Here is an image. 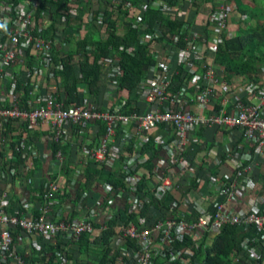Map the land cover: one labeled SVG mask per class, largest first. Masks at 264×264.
Returning a JSON list of instances; mask_svg holds the SVG:
<instances>
[{
  "label": "built area",
  "instance_id": "obj_1",
  "mask_svg": "<svg viewBox=\"0 0 264 264\" xmlns=\"http://www.w3.org/2000/svg\"><path fill=\"white\" fill-rule=\"evenodd\" d=\"M31 1L17 4L14 0H3L0 7V170L1 177L7 181L11 189L18 182L26 187L28 183L29 187L34 183L33 177L29 181L28 173L33 169L39 153H29L25 139L22 143V137H18L17 140L25 151L22 170L26 175H18L21 170L11 164L2 169L5 161L17 159L13 150L5 151L4 144L9 142L5 132L9 125L16 126L19 130L26 125L35 131H41L44 127L51 128L55 133L46 134L44 140H48L49 143L63 141L68 144L72 139L74 146L77 145L79 150L82 144L74 142L76 131L73 126H90L93 122L105 123L107 132L100 137L98 145L91 151H88L87 147L86 149L97 164L115 169L125 149L113 144L119 127L133 123L139 128L140 134L147 130L167 127L175 134V139L169 143L166 139L157 137L160 146L164 145L168 152L158 154L153 168L145 165L154 156L153 153L149 156L138 151L127 156L122 167H117V171H120L128 184L127 187L117 188L112 183L105 182L107 191L105 200L88 207L80 202L84 213L79 217L68 218L63 208L57 209L54 206L52 199L58 198V193L61 192L58 179H49L53 184L44 194L46 204L39 208L41 209L39 215L24 211V208L31 210L26 197L18 206L15 205L11 200L13 195L8 190L0 197V264H30L28 259L33 260L35 257H26L18 251L16 242L19 235L13 230L15 227L33 237L35 244L40 240H48L55 244L56 256L62 258L63 261L60 262L68 264V244L72 242L76 246V242L86 233L94 236L99 222L103 224V230H106L109 227L107 221L118 215L112 208L113 204L124 196L128 198L131 212L143 211V214L139 216L138 222L122 220L116 227L113 244L120 250L113 256L114 264H190L193 258L191 264H201L194 257L193 248L201 245V239L206 233L212 237L226 226H237L246 231L243 237L244 249L239 253L238 260L245 264H261L264 254V197L259 196L245 201L248 189L256 186V181L249 173L256 170V162L260 160L261 153H257L256 159L248 165L237 166L235 177L230 182H217L216 190L220 199L216 202L203 205L196 203L189 196H185L181 201L177 199L179 195L176 196L174 193L170 195L171 190L181 192L184 179L196 175V170L185 154L187 146L192 142V133L196 129L222 127L240 131L245 142L256 146L257 151L264 148V80L246 83L248 99H244L245 97L236 91L231 109L222 108L209 114L202 110L208 107L211 98L218 93L216 86L227 87L217 69L207 67L204 58L210 55L208 50L216 51L217 46L223 43V33L229 27L232 7L224 5L215 16L216 38L208 48L198 45L199 40L204 42L205 39L201 34L194 33L192 37L194 43L186 50L179 51L180 65L185 69L182 73L184 76H191L190 81L197 92L196 99L200 102V112H193L187 108L194 100L189 85H181L179 92L170 95L169 89L173 87V79L177 72L169 65L161 63L163 69L152 67L151 77L144 81L139 89L141 99L149 103L150 108L125 113L123 109L127 98L124 103L105 109V100L110 101L117 94L106 92L104 96L95 98L90 95L87 86L82 85L81 92L84 98L66 107L64 98L60 100L57 95V87L39 88L30 80L36 75L53 76L55 64L52 53L56 45L53 40L34 34L37 25L35 15L43 0ZM96 4L97 0H94V6ZM161 8L166 12L170 11L166 4ZM46 14L50 15L48 11ZM158 37H163L160 30ZM57 39L59 41L61 36ZM176 40H179V37ZM190 55H196L197 58H193L195 59L193 61ZM27 61H30V65ZM195 61H200L203 68H206V71L201 72L202 75L195 72ZM110 64H113L114 69L107 73ZM105 67L107 83L112 82L113 86L110 88L118 91L122 69L116 66V60L112 58L105 62ZM263 72L264 70H261V73ZM18 84L30 88L33 98L29 99L30 108L22 105V91H18ZM64 92L65 90L60 91V96L65 95ZM253 95L258 97V103L249 100ZM7 101L11 106H5L4 102ZM177 101L180 102L178 109L174 108ZM95 131V134H100V131ZM129 137V134L126 135L128 141L125 146L131 142ZM45 154L46 157L55 160L52 153ZM239 154L236 155L237 158L240 157ZM55 161L61 167L67 163L63 151H58ZM145 173L149 176L150 195H145L147 189L141 188ZM16 175L18 179L15 178ZM56 195L58 197H55ZM18 199L21 198L16 197L17 201ZM60 199L57 201L60 202ZM226 201H242L244 206L232 210L227 207ZM181 203L186 204L188 208H183ZM189 238L192 247L176 245L179 242L182 244L189 242ZM260 239L261 241L257 242Z\"/></svg>",
  "mask_w": 264,
  "mask_h": 264
},
{
  "label": "trees",
  "instance_id": "obj_2",
  "mask_svg": "<svg viewBox=\"0 0 264 264\" xmlns=\"http://www.w3.org/2000/svg\"><path fill=\"white\" fill-rule=\"evenodd\" d=\"M2 1L0 0V7ZM23 1L25 3L28 1L32 2L31 0H14L17 4ZM164 1L172 6H176L181 2V0ZM231 1L232 4L237 2V0ZM232 9L234 10L233 7ZM239 9L243 13L246 11L244 8ZM46 11L50 15H47ZM247 13L250 15L245 19L247 20L245 21L247 22L245 29L240 28L237 35L232 37L228 35L226 30L223 34V43L217 46L216 51L208 50L210 55L204 58V63L207 67L217 69L218 74L225 80L229 90L232 88L231 83L233 80L242 79L243 82L258 80L261 68L264 66V10H247ZM253 19L256 20L255 25L251 24ZM35 20L37 25L34 34L45 39H51L54 43L56 42L52 53L55 67L52 77L36 75L30 80L39 88L44 86L48 87V89L53 88V86L57 87V95L60 100L64 98L66 107L82 99V85L87 86L92 97L100 98L104 96L107 85L105 62L112 58L116 60V66L118 65L122 69V75L119 78L117 96L112 97L116 101L111 104V108L124 103L127 98L123 109L125 113L135 110L143 111L145 110L146 102L141 99L142 94L139 89L145 83L144 81L151 77L152 67L157 66L159 69H163L161 64L163 61L161 59H163L164 51L167 49V46L163 47L162 45V49H157L155 46H160V42L166 41L172 45L171 50L176 48L186 50L194 43L188 28L184 26L183 19L172 16L162 8L154 7L152 0H97L96 6H94V0H78L77 2L72 0H43L36 12ZM159 30L163 33L162 38L158 37ZM205 33H208L207 29H205ZM59 36H61V39L57 41ZM177 37H179V40H176ZM159 50L163 51L160 52ZM27 64L30 65V61H27ZM200 65L201 63L196 65L197 68H194L196 69L195 72L206 71V68ZM189 80L190 76H183L182 71H180L174 76L173 82L176 83V87L180 88L183 84L189 85ZM17 88L18 91H22V105L30 108L29 99H33L30 88L23 87L21 84H18ZM60 88L65 90V95L60 96ZM189 88L192 89L193 86H189ZM4 104L5 106H11L8 101L4 102ZM179 104L180 102L177 101L174 108L178 109ZM81 127L79 125L78 130ZM21 129L19 130L18 127L9 125L5 132L6 138H9V142L4 144L6 145L5 151L13 150L17 159H8L2 164V169L11 164L21 170L18 175L25 176L26 174L22 170L24 166L23 153L25 151L20 141L17 140L19 139L18 137H22V143L25 139L28 151L32 154L33 152H39L40 149L42 151L41 143L44 142V135L48 133L54 134L55 131L46 127L42 128L41 131H35L30 129L29 125ZM106 130V124H102L100 134L96 137L97 141L106 134ZM136 141H131L126 148L132 149L133 153L138 151L143 154L152 152L154 158L149 159L145 165L153 168L155 159L162 152L156 139L152 137L151 141L149 140L138 151L136 148L139 142ZM88 144L85 146L93 147L96 141ZM45 145H49V148L45 150H48V153H52V158H55V160L58 151H63L69 163L66 164V169H63L62 173L73 176L79 166L68 160L72 153L70 143L67 144L63 141L49 143V141H46L44 147ZM85 146L81 145L79 148L80 160L88 159V156L83 158V153H87ZM4 155L6 158V153ZM41 155L42 153H39V157L35 160L37 162L36 168H43L44 175H50L52 177L51 180L60 178L62 174L58 172L61 167L60 164L56 163V166H59L56 173L49 174L45 169L47 162L44 158H41ZM90 157L92 158V156ZM31 174L34 175L33 169L28 173L29 176ZM144 177V182H146L147 186L149 176L145 173ZM15 178L18 179L19 177L16 175ZM102 180H109L115 186L124 185V180H116L113 171H109L106 167L99 168L97 163L94 165L90 163L84 171L80 190L85 192L93 191L100 186ZM44 194L45 192H43L42 201H45ZM126 212H121V214L114 217L109 222V227L106 230H103V224L99 222L96 225L97 233L94 236L86 233L76 242V246L72 242L69 243V247L74 246L71 249V259L76 258L74 264H110L113 259L112 243L116 232L115 228L118 227L119 222L122 220L138 222L139 216L143 214V211L133 213L128 210L130 215L128 216ZM13 230H15L17 235L22 233L20 228L15 227ZM100 231H102L101 236L98 234ZM244 232L246 231L237 226H226L222 231L211 237V244H208V235L206 234V237L201 241V245L193 248L194 257L201 264H245L242 260H238L239 253L244 249ZM190 241L191 239L189 238V242L183 244L179 242L176 245L179 247H192V242ZM259 241L261 239L257 242ZM45 243L48 249L53 247L50 241L45 240ZM75 254L77 256H74ZM79 257H84L82 260L85 261L79 260ZM193 259L190 261L191 263H193ZM263 259L264 254L260 261L261 264H264ZM35 263L38 264V262ZM44 264L64 263H55L51 258L50 262L44 259Z\"/></svg>",
  "mask_w": 264,
  "mask_h": 264
},
{
  "label": "crops",
  "instance_id": "obj_3",
  "mask_svg": "<svg viewBox=\"0 0 264 264\" xmlns=\"http://www.w3.org/2000/svg\"><path fill=\"white\" fill-rule=\"evenodd\" d=\"M230 0H213L206 2L204 0H181V2L176 5L172 6L168 2L164 0H154L153 5L156 8H161L164 4H166L170 11L167 12L171 14L174 17H177L178 19H183L185 28H188V31L190 33V37H193L194 33H199L203 36V39H205L204 42L200 40L198 43L201 44L204 48H208L210 46L211 42H213L216 38V32H215V16L217 13L221 10V8L226 5L229 7H233V13L231 16V20L229 22V27L227 29V33L230 37L237 35L238 30L240 28L246 27L248 15L247 10H264V0H237V2H233ZM260 4V5H259ZM232 5V6H231ZM256 7V8H255ZM239 8H244L245 13H243ZM166 12V11H165ZM247 13V14H246ZM250 23V22H249ZM256 20L253 19L251 21V24L255 25ZM205 29H207L208 33H205ZM162 45L167 46V49L164 51L163 54V64L169 65L173 71L175 72H184V68L181 64V56L179 54L180 49L176 48L174 50H171V44L168 42H160V46H155L157 49H162ZM200 45V46H201ZM160 51V50H159ZM158 51V52H159ZM163 51V50H161ZM160 51V52H161ZM197 62L194 64V68L196 67ZM202 65V63H201ZM200 65V66H201ZM107 73L114 69L113 64H110V67L107 68ZM262 71L264 70V66L261 68ZM198 75H202L200 71L197 72ZM184 76V75H183ZM188 77V76H187ZM191 77V76H190ZM264 80V72L260 74V77L256 82H260ZM246 83L243 82L242 79H236L233 80L231 83V89L221 88L219 86H216L218 88V93L214 95L213 98H211V102L208 105L206 109L204 110L205 114L217 112L222 108L225 109H231L233 102H234V95L236 91L238 93H241L245 99L247 98L246 94ZM189 86H193L191 81L188 82ZM113 86L112 82H108L106 85V92H111L112 94L116 95L117 91L110 88ZM178 86V85H177ZM62 87V86H61ZM230 87V86H229ZM179 87H176V83H173V87L169 89L170 95H174L177 92H179ZM60 91H64L63 88H60ZM191 95L193 96L194 100L191 101L187 108L193 112H200V102L196 99V91L194 90V86L191 89L190 88ZM194 91V92H193ZM104 93V94H105ZM141 93V92H140ZM117 96V95H116ZM114 97V96H113ZM249 100L253 103H258L259 99L257 96H250ZM116 100L115 98H111L110 101L105 100V108H109V106H112L111 104L114 103ZM150 108V104L146 102V106L144 109ZM105 124V123H103ZM101 125L97 122H93L90 124V126H84L82 127L80 132L78 130L77 125L73 126V129H75V135H74V142L87 145V143L92 144L96 141V144L92 146H87L88 151L93 150L96 145H98L99 141H97L96 137L98 136L95 130L101 131ZM130 135L129 141H136L139 142L137 145L136 150H140V148L143 146L142 143L145 142L147 139V142L144 143L147 144L149 140L151 141L152 137L157 139V137H161L162 139H166L169 143L175 139V134L168 129L167 127H161V128H155L152 130H147L144 133L140 134L139 128H137L136 125L133 123L125 124L121 127H119L117 135L115 137V142L113 143L116 146L125 147L124 153L125 156L121 160L118 161L116 165V169L109 167V166H103L108 168L109 171H113L115 173L116 180H124L123 186H116L119 187H127V183L124 179V177L121 175L120 171H117V167L121 168L123 164V160L132 154L134 151L131 149L126 148L125 143L128 141L126 138V135ZM45 136V135H44ZM126 138V139H125ZM128 138V139H129ZM160 138V139H161ZM192 142L187 146V149L185 150V154L190 160V162L193 165V168L195 171V176L193 178H185L182 184V190L181 192H177L175 190H171L170 195L173 193L178 196L177 199L183 200L185 196H189L191 199L195 200L196 203H212L216 202L220 199L217 194L216 186L218 183L223 182H230L236 174L237 166L243 164L244 166L248 165L249 163L253 162L254 159H256L257 153H261L259 155V161L256 162V170L253 172H250V176L253 177V179L256 181V186L254 188L248 189L246 195H245V201H248L251 198L256 199V197H264V148L262 151H257L256 146L249 144L245 142V140L241 137L240 131H233L229 128H220V127H210V128H198L192 133ZM242 138V139H241ZM44 140V138H43ZM46 141L41 143L42 145V151L39 150L38 153H42V159L44 157L47 164L45 165V169L49 172V174L56 173L59 166H56V161L54 159H50V157H46L45 153H48V150H45L46 148H49V145H45ZM157 144L160 146V143L156 140ZM88 144V145H89ZM86 147V146H85ZM162 152L161 153H167L168 151L163 146H160ZM80 150V149H79ZM77 149V145L74 146V150L72 151L73 154H71L70 160L71 162L76 163L79 167H77L76 172L73 176L71 175H64L63 169H66V164L64 166L59 168V171L62 177L58 178V182L61 184V192H57L59 194V197L56 195L55 197L61 198L60 202H58V198L52 199L54 206L57 209H60L63 207L64 213L67 217H79V215L83 214L81 208L80 202L85 206L88 207V205H95L98 204V202H102L105 200V197L107 195V191L105 189V182L112 183L109 180H102L99 187H97L95 190L90 192H85L83 190H80L82 187V179L84 178V171L86 167L93 162V158H91L89 152L87 149L85 151L87 153H83V158L85 156H88V159L86 160H80V153ZM36 152V153H37ZM34 153V152H33ZM50 153V152H49ZM141 153V152H139ZM160 153V154H161ZM240 153V157L237 158L236 155ZM143 155H152V152H146ZM89 158H91L89 160ZM37 160V159H36ZM36 162V161H35ZM37 164V162H36ZM99 168H102L101 165H99ZM75 167V166H74ZM53 169L55 171L53 172ZM33 170L44 173L43 168H36L35 165L33 166ZM80 173V174H79ZM76 174H79L78 177ZM109 174V172H108ZM2 172L0 170V197L6 193L8 190L11 191V195H13V200L15 202V205H19L18 203H22L24 200V197H26V201L31 206V210L24 208L25 212L33 213L35 215H39L41 212L39 209L43 204L42 197H43V184H44V178L41 180L36 175H32L34 179V183L27 188L26 186H21V182H18L16 186H13L12 189L10 188V185L7 184V181L3 180L1 177ZM45 176V175H44ZM50 179V177H49ZM47 181V184L44 188V192L48 191L50 187L52 186L53 182ZM77 179V180H76ZM144 178L141 181V188L142 190L147 189V191L144 192L145 195H150V190L148 185L146 186V182H144ZM76 181V182H75ZM50 183V184H48ZM57 183V182H56ZM113 184V183H112ZM114 185V184H113ZM15 187V188H14ZM80 191V192H79ZM17 198L18 201L16 200ZM169 199V198H168ZM170 200V199H169ZM42 203V204H41ZM227 207L232 210H238L240 207H243L244 204L242 201H226ZM183 205V208H188V206L184 203H181ZM80 206V207H79ZM112 208L116 210L115 214H121V212H126L128 214V210H130V205L128 202V198L126 196L120 197L116 200L115 204H113ZM129 208V209H128ZM197 214V211L194 212ZM128 216H130L128 214ZM111 220L107 221V224H109ZM115 231L116 228H115ZM102 231H100L98 234L101 236ZM208 236L207 242L208 244H211L210 239L211 236L209 233H206ZM98 235V236H99ZM206 237H202L201 241ZM213 237V236H212ZM23 240V241H22ZM34 238L30 237L25 231H22L21 234H19V238L17 240V248L18 251L25 255L26 257H34L33 260L28 259V262L30 264H37L35 262H41V264H44V259L49 261L51 258L54 260L55 263H59L60 261H63L62 258H58L56 256V249L57 246L52 243L53 247L51 249H48L46 247V243L43 240H40L38 244L33 243ZM113 256L118 253L120 250L118 247H116L113 243ZM74 247V246H73ZM73 247L68 246V264H74L76 258L71 259V249ZM76 252V249H75ZM70 254V255H69ZM74 256H77L76 254ZM80 258V257H79ZM84 257H81L79 260H82ZM85 263V262H83ZM115 263V259L113 257L112 262L110 264Z\"/></svg>",
  "mask_w": 264,
  "mask_h": 264
},
{
  "label": "rangeland",
  "instance_id": "obj_4",
  "mask_svg": "<svg viewBox=\"0 0 264 264\" xmlns=\"http://www.w3.org/2000/svg\"><path fill=\"white\" fill-rule=\"evenodd\" d=\"M260 5V4H259ZM256 8V7H255ZM224 34V33H223ZM213 43V42H212ZM191 57H192V60L194 61L195 59H193V58H197L196 57V55H190ZM198 58H200V57H198ZM195 62H197V64L200 62V61H195ZM82 98H84V95H82ZM132 124V123H131ZM70 145H71V151H73L74 150V143H73V140L71 139V143H70ZM71 154H73V153H71ZM33 161H34V159H33ZM93 162L94 163H96V161L93 159ZM34 165H35V167H36V162H34ZM64 165H65V163H64ZM41 167V166H40ZM55 171V169H53V172ZM32 175V174H31ZM31 175L29 176V181H30V179H31ZM37 176L39 179H43L44 178V184H43V192H44V188H45V186H46V184H47V181H48V179H49V177H50V179L52 178L50 175H45L44 176V174L42 173V172H38V171H35L34 170V176ZM63 176V175H62ZM61 176V177H62ZM61 179H63V177L61 178ZM29 187V183H28V185H27V188ZM45 203V201L43 200V204ZM63 208V207H62ZM210 241L212 242V239H210ZM16 244H17V242H16Z\"/></svg>",
  "mask_w": 264,
  "mask_h": 264
}]
</instances>
